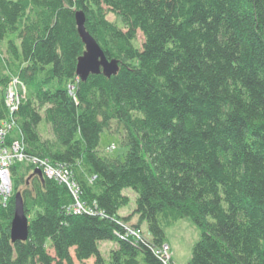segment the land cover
I'll list each match as a JSON object with an SVG mask.
<instances>
[{"label":"trees","instance_id":"obj_1","mask_svg":"<svg viewBox=\"0 0 264 264\" xmlns=\"http://www.w3.org/2000/svg\"><path fill=\"white\" fill-rule=\"evenodd\" d=\"M79 10L116 75L77 77ZM5 39L1 145L18 141L29 157L67 167L95 213H74L65 184L14 161L0 264H164L154 251L183 218L201 231L187 264H264V0H0ZM19 82L11 111L6 91ZM113 122L123 158L97 150ZM126 189L135 208L121 216ZM18 191L28 238L12 242ZM101 242L114 243L107 258Z\"/></svg>","mask_w":264,"mask_h":264},{"label":"rangeland","instance_id":"obj_2","mask_svg":"<svg viewBox=\"0 0 264 264\" xmlns=\"http://www.w3.org/2000/svg\"><path fill=\"white\" fill-rule=\"evenodd\" d=\"M108 18L111 19L112 16L109 15ZM9 37L11 38L13 37V35L10 34ZM141 39V34H139L137 41L140 43ZM5 43L6 39L0 42V50L3 53H5L6 50ZM68 87L71 89V86ZM9 88L11 89V92L13 94L9 98V100L12 101V104L14 103L15 105L18 101L17 97H19L20 99L21 94L24 93L25 87L24 85H22V83L19 82L11 84ZM10 89H8V91H10ZM39 129L40 136L43 140H52V133L49 127H47V125L45 124V121L41 122ZM121 133V125L117 122H113L108 129L102 131L97 148L98 153L109 158H123L127 151V146L124 145ZM70 178L72 179L73 177L70 176ZM71 179L70 182H73ZM11 188L12 182L9 192H7L6 195H0L1 200H7L11 196ZM124 194L129 196L130 201L128 205L120 209L119 214L121 216H126L135 208V194L129 189L124 190ZM142 230L144 231V235L146 236V238L149 239L148 235L145 233L146 231L144 227H142ZM164 232L165 241L167 244L163 246L161 250L165 254V258H170L173 264H187L191 257L193 245L200 238V228L190 218H183L176 221L171 226H166L164 228ZM113 247L114 243L111 242H101L99 244L100 252L105 258L108 257L109 252ZM49 252L52 253L51 250H49ZM87 264H91V262H88ZM166 264H169V262H167Z\"/></svg>","mask_w":264,"mask_h":264},{"label":"water","instance_id":"obj_3","mask_svg":"<svg viewBox=\"0 0 264 264\" xmlns=\"http://www.w3.org/2000/svg\"><path fill=\"white\" fill-rule=\"evenodd\" d=\"M75 21L78 35L84 44V51L77 59L76 75L80 80H86L89 75L103 74L105 77L116 75L119 64L116 59H108L97 43L85 28V16L83 11L75 13ZM33 174L42 177L40 169L35 168ZM13 216L10 222V238L12 242L26 241L28 238V217L24 210L21 193L14 194Z\"/></svg>","mask_w":264,"mask_h":264},{"label":"built area","instance_id":"obj_4","mask_svg":"<svg viewBox=\"0 0 264 264\" xmlns=\"http://www.w3.org/2000/svg\"><path fill=\"white\" fill-rule=\"evenodd\" d=\"M9 87L7 88V93H6V100H7V105L9 106L10 110L13 111L17 108L18 102H19V97L18 101L14 105L12 104V101L9 100V98L13 95L10 91ZM6 130L2 129L0 131V138L3 137L6 134ZM30 162L34 164L35 168H38L41 170L42 174L49 177L53 178L59 183L65 184L70 192L72 193L73 197L75 198V203L74 206L72 207V211L76 214L82 213V212H88V213H95L93 209L88 208V206L82 202L79 201L78 196H79V190L76 186V182L74 178H70L71 172L68 170L67 167L65 166H55L51 164L48 160L42 159V158H37V157H29L23 150V146L20 142L14 141L11 146L8 147H3L0 143V195H6L7 192H9L10 187H11V181H10V171L9 167L10 165L14 162ZM70 175V176H69ZM70 179L73 182H70ZM10 195V194H9ZM8 195V196H9ZM5 204L6 200H2ZM127 231L129 234L139 237V230H134L131 228H127ZM165 246V245H164ZM154 253L162 258L164 264L168 262V257L165 258V254L163 251L160 250H155Z\"/></svg>","mask_w":264,"mask_h":264}]
</instances>
